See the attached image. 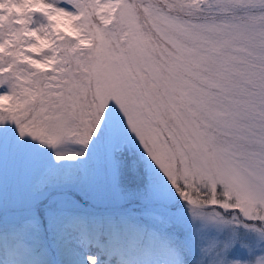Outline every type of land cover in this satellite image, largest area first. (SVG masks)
<instances>
[{"label": "snow or ice", "instance_id": "obj_1", "mask_svg": "<svg viewBox=\"0 0 264 264\" xmlns=\"http://www.w3.org/2000/svg\"><path fill=\"white\" fill-rule=\"evenodd\" d=\"M0 264H264V0H0Z\"/></svg>", "mask_w": 264, "mask_h": 264}]
</instances>
